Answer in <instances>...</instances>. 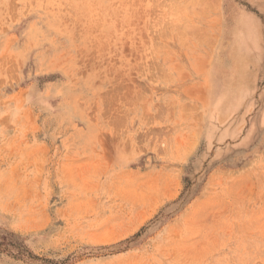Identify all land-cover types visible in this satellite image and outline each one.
Instances as JSON below:
<instances>
[{
	"label": "rangeland",
	"instance_id": "rangeland-1",
	"mask_svg": "<svg viewBox=\"0 0 264 264\" xmlns=\"http://www.w3.org/2000/svg\"><path fill=\"white\" fill-rule=\"evenodd\" d=\"M0 264H264V0H0Z\"/></svg>",
	"mask_w": 264,
	"mask_h": 264
}]
</instances>
